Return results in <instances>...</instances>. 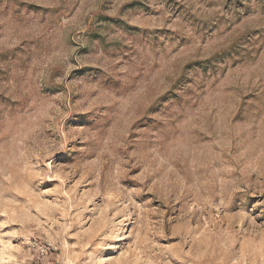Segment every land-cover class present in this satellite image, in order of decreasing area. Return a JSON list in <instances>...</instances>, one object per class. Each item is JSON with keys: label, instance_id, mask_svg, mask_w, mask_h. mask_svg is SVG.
Wrapping results in <instances>:
<instances>
[{"label": "rangeland", "instance_id": "obj_1", "mask_svg": "<svg viewBox=\"0 0 264 264\" xmlns=\"http://www.w3.org/2000/svg\"><path fill=\"white\" fill-rule=\"evenodd\" d=\"M0 264H264V0H0Z\"/></svg>", "mask_w": 264, "mask_h": 264}]
</instances>
